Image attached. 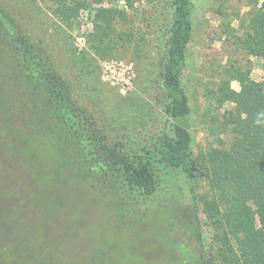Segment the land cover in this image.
Here are the masks:
<instances>
[{"label": "rangeland", "instance_id": "374dc122", "mask_svg": "<svg viewBox=\"0 0 264 264\" xmlns=\"http://www.w3.org/2000/svg\"><path fill=\"white\" fill-rule=\"evenodd\" d=\"M83 1L86 7L72 31L78 51L90 49V38L101 23L95 22L96 12L114 13L108 48L95 56L105 116L117 115L108 113L111 109L126 111L130 120L122 116L119 121L134 140L158 134L164 118L156 73L172 20V0ZM191 1L193 31L183 86L197 154L217 146L210 133L212 116L233 108L225 103L217 110L208 94L227 80L238 92L233 69L248 73L252 81H264L261 59L240 42L255 2L260 6L262 0ZM135 115L139 120H131ZM118 122H112L113 140L125 132H118ZM0 125V264H200V243L208 251V264H221L223 248L212 240L215 226L205 202L212 195L205 178L195 189L197 208L185 188L177 198L172 192L155 201L129 194L118 184L100 190L86 182L67 150L61 154L36 135L9 134L1 115ZM222 138L231 144L230 133Z\"/></svg>", "mask_w": 264, "mask_h": 264}, {"label": "trees", "instance_id": "16d2710c", "mask_svg": "<svg viewBox=\"0 0 264 264\" xmlns=\"http://www.w3.org/2000/svg\"><path fill=\"white\" fill-rule=\"evenodd\" d=\"M85 7L83 0H0L3 129L27 138L36 135L61 154L67 150L86 182L100 190L118 184L129 194L155 201L172 192L177 198L185 188L197 208L195 189L205 178L212 195L205 201L215 226L212 240L223 248L221 264H264V81H252L248 73L233 69L231 78L240 90H232L227 80L208 94L217 110L225 103L233 108L211 118L217 146L195 154L183 86L194 6L191 0H172V20L156 73L164 126L154 136L134 140L119 121L122 116L130 120L126 111L111 109L108 113L117 115L105 116L97 84L95 56L108 48L114 13L96 12L95 22L101 23L90 38V49L78 51L72 31ZM240 42L264 68V0L260 6L255 2ZM112 122H118L119 133L125 131L116 140L110 135L116 130ZM226 133L232 137L228 145L222 138ZM195 220L199 223L197 216ZM208 259L200 243L199 263L208 264Z\"/></svg>", "mask_w": 264, "mask_h": 264}]
</instances>
